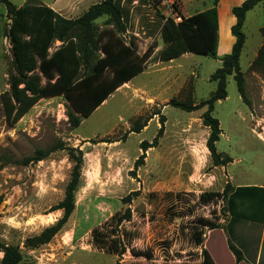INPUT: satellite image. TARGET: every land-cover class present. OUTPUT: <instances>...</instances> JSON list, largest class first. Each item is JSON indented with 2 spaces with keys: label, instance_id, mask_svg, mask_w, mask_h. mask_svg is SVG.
<instances>
[{
  "label": "rangeland",
  "instance_id": "obj_1",
  "mask_svg": "<svg viewBox=\"0 0 264 264\" xmlns=\"http://www.w3.org/2000/svg\"><path fill=\"white\" fill-rule=\"evenodd\" d=\"M10 1L19 6L29 0ZM120 3L123 30L107 23L106 15L94 21L100 45L108 38L119 39L144 68L81 117L78 126L69 123L67 110L78 112L64 95L38 99L11 125L5 120L0 97V243L19 247L17 264H201L205 243L217 264H235L219 233L208 237L215 230L225 231L229 218L226 197L205 202L199 195L221 192L227 182L232 187L238 183L264 186V60L253 65L263 42L264 0L246 12L242 26L245 41L239 65L246 100L230 74L226 76L227 95L214 103L212 111L221 129L216 150L231 159L225 165H213L205 145L209 133L201 118L205 107L184 111L167 104L171 98L194 103L207 98L216 86L210 75L220 66L222 55L184 53L165 61L154 56L163 47L160 28L165 17L179 21L211 6L213 0ZM4 13L0 3V95L8 90V76L14 69L9 37H2L7 20ZM103 54L99 47L96 56ZM111 71L107 67L104 74ZM160 115L165 120L157 143L147 148L135 168L142 153L139 143L152 141ZM138 124L142 128L131 131ZM36 149L54 150L41 160L22 164ZM70 149L82 152L74 209L48 242L28 247L27 237L37 235L61 216L62 210L51 209L63 197L72 166ZM127 195L129 203L122 201ZM125 208L130 209L131 217L119 229L126 231L129 241L124 240L123 253H107L91 241V231ZM212 224L217 227L210 228ZM258 226L233 229L230 240L245 256L238 264H251L258 252V258L261 255L264 260ZM197 231L202 232L201 246L195 244Z\"/></svg>",
  "mask_w": 264,
  "mask_h": 264
},
{
  "label": "trees",
  "instance_id": "obj_2",
  "mask_svg": "<svg viewBox=\"0 0 264 264\" xmlns=\"http://www.w3.org/2000/svg\"><path fill=\"white\" fill-rule=\"evenodd\" d=\"M217 1L211 6L182 16L179 21L172 17H165L161 22L160 35L163 47L154 54L158 60L165 61L184 53L216 56L218 41ZM260 0H243L231 8L235 22L230 31L234 36L231 49L219 59L221 64L210 75L216 83L211 94L197 103L189 100L169 99L168 105L184 111L205 107L201 114L202 123L208 127L209 133L205 145L213 165H225L231 161L230 157L217 152L215 142L219 138L221 129L219 120L212 115L214 103L224 99L226 92V76L232 74L236 89L243 100H246L243 73L239 65L240 53L245 41L242 26L245 15ZM121 0H101L90 5L77 17L61 16L51 7L32 0L16 6L10 0H0L5 7L6 22L5 35L9 37L12 53L13 71L8 76V90L1 93V102L5 120L14 124L40 98L52 95H64L75 107L76 112L67 110L69 123L76 127L81 117L87 116L103 100L124 82L141 72L144 64L133 55L130 47L124 46L119 39L111 41L108 38L100 45L97 27L94 21L103 15L106 22L114 24L117 30H123L121 21ZM264 15V10H263ZM263 42L259 48L253 65L264 60V29L260 30ZM111 36V31H108ZM59 40L58 45L53 43ZM99 47L103 51L102 57H97ZM52 48L51 50H49ZM110 67L111 73L104 74L105 68ZM42 78L45 79L42 83ZM165 117L159 116L160 127L152 141L142 140L139 148L142 153L134 162L136 168L145 156L147 148L155 146L162 132ZM143 124H138L131 131H139ZM54 149H36L33 155L23 159L22 164L36 162L43 159ZM76 152V153H75ZM69 158L72 166L69 178L64 187L61 200L52 206L51 210H62L61 216L53 223L44 227L37 235L27 237L25 245L37 247L48 242L67 222L74 209V191L78 185L82 152L70 149ZM226 197V209L229 218L225 229L232 234L235 225L241 221L264 224V186L238 185L232 187L226 183L221 192L204 191L199 197L202 201H210L215 197ZM123 202H130L127 195ZM131 217L130 209L115 212L102 225L91 231V241L110 254H121L125 251L124 240L126 231L120 232L119 226L123 220ZM217 227L212 224L210 228ZM202 232L195 233V244L202 245ZM264 238V228H263ZM227 248L233 254L235 262L243 259V253L230 238ZM2 257L1 264H17L21 253L17 245L0 243ZM201 264H215L206 247L201 250Z\"/></svg>",
  "mask_w": 264,
  "mask_h": 264
},
{
  "label": "crops",
  "instance_id": "obj_3",
  "mask_svg": "<svg viewBox=\"0 0 264 264\" xmlns=\"http://www.w3.org/2000/svg\"><path fill=\"white\" fill-rule=\"evenodd\" d=\"M38 1H39V3H42L44 5L51 7L54 11L59 13L61 16H64L67 18H72V17L79 16L90 5H92L96 2H99L101 0H38ZM222 1L223 0H218L217 5H216L217 15H218V31H217L218 41H217V51L216 52L219 55H223L225 53H228L231 49L232 43L234 41V36L231 34L230 28H231L232 24L235 22V16L232 14L231 8L234 5L240 4L243 0H232V1L230 0L228 4H224ZM207 7H209V6H207ZM8 21H9V19L7 18L6 22H8ZM4 36L6 37V35H2V37H4ZM128 81L131 82L132 79L128 80ZM129 82H125L121 86L126 85ZM121 86H119L118 88H120ZM238 185L263 186L262 184H255V183H238V184H236V186H238ZM248 223H249V221L237 223L235 225L236 230L237 231L241 230L243 227L246 229L247 227H250L251 224L259 225L258 227H260L261 232H260V237H259L258 241L262 246L263 242H264V238H263L264 224L263 223H249L250 224L249 225ZM235 227H234V229H235ZM215 232L219 233L218 238L222 239L223 244L225 241L226 247H227V240L230 238L231 235H229V233L227 232L226 229H225V231L223 229H219V231L215 230L214 232L209 233L208 237L211 238L212 234ZM205 247L207 249V243H205ZM237 247L239 249H241V247H239V246H237ZM258 254H259V252L256 254L254 262H250L251 264H264V260L262 261L261 255L258 258ZM232 256H233V254H232ZM243 257H245L244 253H243ZM241 261H243V259ZM214 262H215V260H214ZM239 262H235V264H238ZM215 264H217V263L215 262Z\"/></svg>",
  "mask_w": 264,
  "mask_h": 264
},
{
  "label": "bare ground",
  "instance_id": "obj_4",
  "mask_svg": "<svg viewBox=\"0 0 264 264\" xmlns=\"http://www.w3.org/2000/svg\"><path fill=\"white\" fill-rule=\"evenodd\" d=\"M229 1H230V0H223L222 2H223L224 4H228ZM231 1H232V0H231Z\"/></svg>",
  "mask_w": 264,
  "mask_h": 264
},
{
  "label": "built area",
  "instance_id": "obj_5",
  "mask_svg": "<svg viewBox=\"0 0 264 264\" xmlns=\"http://www.w3.org/2000/svg\"><path fill=\"white\" fill-rule=\"evenodd\" d=\"M173 19H174V21H176L177 19L176 18H174L173 17ZM5 38H7V37H5ZM8 41H9V38H8ZM53 45L55 46V44L53 43ZM52 48H50L49 50H51Z\"/></svg>",
  "mask_w": 264,
  "mask_h": 264
}]
</instances>
